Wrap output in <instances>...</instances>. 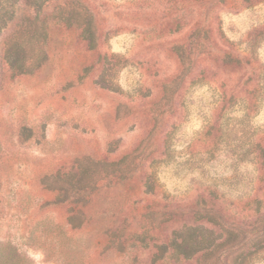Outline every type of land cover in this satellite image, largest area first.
Wrapping results in <instances>:
<instances>
[{
	"label": "rangeland",
	"instance_id": "obj_1",
	"mask_svg": "<svg viewBox=\"0 0 264 264\" xmlns=\"http://www.w3.org/2000/svg\"><path fill=\"white\" fill-rule=\"evenodd\" d=\"M0 17V264H264V0Z\"/></svg>",
	"mask_w": 264,
	"mask_h": 264
},
{
	"label": "trees",
	"instance_id": "obj_2",
	"mask_svg": "<svg viewBox=\"0 0 264 264\" xmlns=\"http://www.w3.org/2000/svg\"><path fill=\"white\" fill-rule=\"evenodd\" d=\"M8 1H10V0H8ZM35 6H37V5H35ZM5 25H6V23L5 22L3 23L2 17H0V29H3ZM40 31H42V33H43V28L40 29Z\"/></svg>",
	"mask_w": 264,
	"mask_h": 264
}]
</instances>
